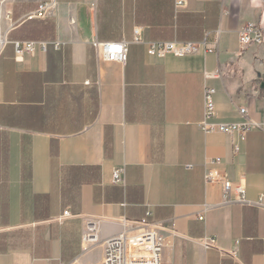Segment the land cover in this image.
I'll return each mask as SVG.
<instances>
[{
	"label": "crops",
	"instance_id": "0c3cea01",
	"mask_svg": "<svg viewBox=\"0 0 264 264\" xmlns=\"http://www.w3.org/2000/svg\"><path fill=\"white\" fill-rule=\"evenodd\" d=\"M57 1L48 18H29L39 5L11 12L0 47V264H98L123 217L173 224L163 264H264V37L240 41L248 23L264 32V0ZM95 40L129 42L127 62L103 59ZM15 41L49 46L19 60ZM150 41L201 45L159 58ZM207 87L211 123L248 109L257 125L245 138L203 130ZM216 157L247 202L223 205L207 183ZM120 167L125 185L113 183ZM92 219L99 242L85 250Z\"/></svg>",
	"mask_w": 264,
	"mask_h": 264
},
{
	"label": "built area",
	"instance_id": "2783aa9c",
	"mask_svg": "<svg viewBox=\"0 0 264 264\" xmlns=\"http://www.w3.org/2000/svg\"><path fill=\"white\" fill-rule=\"evenodd\" d=\"M187 6L186 0H178L177 8ZM58 7L57 0H43L38 8L29 14V18H48ZM141 28L135 29L136 41H140ZM263 27L255 23H248L240 30V41L244 47H249L252 44L263 43ZM62 42H54V47L60 49ZM95 48L102 53L103 59L107 61H115L125 64L128 59L129 42L127 41H93ZM201 43L193 41H150L148 42V54L154 57L163 58L167 54L176 56L191 55L198 52ZM15 56L17 59H22L25 54H35L40 48L43 52L48 50L49 43L45 41H15ZM213 51V50H210ZM215 75V74H213ZM215 89L207 87L205 90V117L202 123V128L205 132H221L233 135L238 133L243 138L247 136L252 127L257 124L248 116V109L242 107L239 113L243 118L240 122L233 123H211L210 118L217 115L216 104L214 100ZM222 162L221 157H216L208 160L205 178L208 184H219L223 189V205H232L235 203H245L246 186L243 182H235L229 179L219 165ZM113 183L125 185V169L120 167L113 172ZM264 198V194L260 199ZM209 210L207 206L205 211L199 216L200 220L205 219V212ZM74 215L70 210H66L59 217L63 220ZM120 221L125 225L126 229L117 236L107 239L104 242V258L98 264H163V251L165 247V236L163 231L169 229L175 232L173 224H165L159 222H151L148 218L140 221H130L123 217ZM100 223L97 220H89L86 224L83 233V247L88 249L99 242ZM205 247L215 245V239L206 238L204 241ZM61 264H79L74 262H62Z\"/></svg>",
	"mask_w": 264,
	"mask_h": 264
},
{
	"label": "rangeland",
	"instance_id": "374dc122",
	"mask_svg": "<svg viewBox=\"0 0 264 264\" xmlns=\"http://www.w3.org/2000/svg\"><path fill=\"white\" fill-rule=\"evenodd\" d=\"M42 1L43 0H0V40H6V33L13 18L11 12H15L17 8H22L23 11L35 9Z\"/></svg>",
	"mask_w": 264,
	"mask_h": 264
},
{
	"label": "bare ground",
	"instance_id": "6f19581e",
	"mask_svg": "<svg viewBox=\"0 0 264 264\" xmlns=\"http://www.w3.org/2000/svg\"><path fill=\"white\" fill-rule=\"evenodd\" d=\"M4 43V40H0V46Z\"/></svg>",
	"mask_w": 264,
	"mask_h": 264
}]
</instances>
